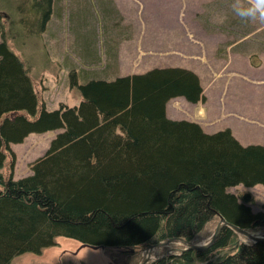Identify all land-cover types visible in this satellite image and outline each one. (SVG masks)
I'll use <instances>...</instances> for the list:
<instances>
[{"label": "trees", "instance_id": "obj_1", "mask_svg": "<svg viewBox=\"0 0 264 264\" xmlns=\"http://www.w3.org/2000/svg\"><path fill=\"white\" fill-rule=\"evenodd\" d=\"M29 2L42 24L51 18L54 0ZM23 21L35 30L34 20ZM0 38V264L38 255L60 236L123 249L190 240L218 215L242 229H264V211L252 209V195L229 191L264 187V145H244L229 128L210 133L198 122L167 116L175 97L206 98L194 71L154 68L85 84L72 73L82 100L50 111L5 41L1 20ZM56 129L62 132L31 174L4 176L12 143ZM153 264H264V242L243 243L224 227L212 248Z\"/></svg>", "mask_w": 264, "mask_h": 264}, {"label": "rangeland", "instance_id": "obj_2", "mask_svg": "<svg viewBox=\"0 0 264 264\" xmlns=\"http://www.w3.org/2000/svg\"><path fill=\"white\" fill-rule=\"evenodd\" d=\"M29 1L0 0V20L5 41L23 60L48 110L61 104L76 106L82 100L78 88L71 86L72 73L85 84L88 79L183 67L198 74L206 98L197 103L184 97L171 99L166 105L168 118L198 122L210 133L229 128L244 145H264V81H257L258 77L264 79V23L241 21L230 7L232 0H147L141 13L133 4V15L137 12L139 18L128 20L131 24L125 31L129 39L121 48L123 64L110 61L115 67H107L105 61L89 64L96 57L95 49L101 54L106 45L104 26L102 29V22L93 18L98 10L96 0H54L53 14L43 24ZM27 17L34 20L35 30L25 25ZM158 47L166 51L160 52ZM253 64L261 67L254 69ZM60 132L62 129L33 132L21 143H12L14 155L7 152L4 176L13 174L18 179L31 174L32 163L46 153ZM229 191L250 193L252 209L264 211L262 185H238ZM218 219L210 221L193 240L210 244ZM251 232L264 235V229ZM239 238L251 242L244 235ZM166 242L150 248H92L60 236L40 254L20 255L11 264H142L145 253L149 252L151 260L175 244ZM177 248L174 254H180L183 246Z\"/></svg>", "mask_w": 264, "mask_h": 264}, {"label": "crops", "instance_id": "obj_3", "mask_svg": "<svg viewBox=\"0 0 264 264\" xmlns=\"http://www.w3.org/2000/svg\"><path fill=\"white\" fill-rule=\"evenodd\" d=\"M80 1H87V0H80ZM96 1L98 2V10L96 12L97 15H95L93 18L94 19L97 18L102 22V29L104 26L105 32L103 33L106 36V45L102 46L104 47V51L103 52L101 51V54L100 53L97 54L98 51H96L95 49L96 57L92 59L93 61L90 62L89 64L93 66L97 62L105 61L106 63L105 65H107V67L108 66L115 67V65L121 66L123 64V59H124L121 53V48H122V45L125 43V41L127 42V39H129L125 31V28L130 26L131 24V22H128V20L139 18L138 13L136 12L133 15L132 11L135 9H138V11H140L141 13L145 9V4L147 0H96ZM133 4L137 5L135 6V9H133ZM80 9H81V19L85 22L86 18L82 11V6L80 7ZM126 10L129 12V14L126 13ZM102 47L100 49H102ZM119 49H120V52H119ZM157 49L160 52L166 51L162 47H158ZM110 61H113L115 65L114 64L111 65ZM255 66H258V67H255ZM252 67L256 69L261 66L253 64ZM96 76L99 77L98 75ZM115 77H117V75ZM115 77H112V78L100 77L99 79L111 80ZM216 77H219V76H216ZM259 80L261 82L264 81V79L258 77L257 81ZM241 114L243 116L245 115L243 112ZM241 119H244V118H241Z\"/></svg>", "mask_w": 264, "mask_h": 264}, {"label": "water", "instance_id": "obj_4", "mask_svg": "<svg viewBox=\"0 0 264 264\" xmlns=\"http://www.w3.org/2000/svg\"><path fill=\"white\" fill-rule=\"evenodd\" d=\"M218 218L219 219H218V222L216 224V229H215V232H214V236H213V239H212L210 244L202 245L201 243L196 242L193 239L189 240V239H184V238H170V239L166 240L167 241L166 243H170V242L174 241L175 244L173 246H171V248L169 250H167L165 253H163L161 256H159L157 258H153L151 260L144 261L142 264H153V263H155V262H157V261H159L161 259H164V258H166V257H168L170 255H173L174 252H176V250L178 249L177 246H179V247L183 246V248H181L179 250L180 253L184 252L186 250H191V249L208 250L209 248H212L216 244V242H217V240L219 238V235H220V233H221V231H222V229L224 227H229V228L233 229L237 234L244 235L252 243L264 242V235L263 236H258V235L253 234L249 230L242 229V228H240L238 226H235L234 224H231V223L227 222L226 219L223 216H221V215H219ZM163 242L159 243L158 245L150 246V247L159 246ZM243 243H246V242H243ZM91 247L92 248H98L97 246H91Z\"/></svg>", "mask_w": 264, "mask_h": 264}, {"label": "clouds", "instance_id": "obj_5", "mask_svg": "<svg viewBox=\"0 0 264 264\" xmlns=\"http://www.w3.org/2000/svg\"><path fill=\"white\" fill-rule=\"evenodd\" d=\"M230 7L241 21L264 23V0H232Z\"/></svg>", "mask_w": 264, "mask_h": 264}, {"label": "bare ground", "instance_id": "obj_6", "mask_svg": "<svg viewBox=\"0 0 264 264\" xmlns=\"http://www.w3.org/2000/svg\"><path fill=\"white\" fill-rule=\"evenodd\" d=\"M149 253V252H148ZM148 253H145V255H144V258H145V261L146 260H148V259H150V257H149V254Z\"/></svg>", "mask_w": 264, "mask_h": 264}, {"label": "flooded vegetation", "instance_id": "obj_7", "mask_svg": "<svg viewBox=\"0 0 264 264\" xmlns=\"http://www.w3.org/2000/svg\"><path fill=\"white\" fill-rule=\"evenodd\" d=\"M174 255V254H173Z\"/></svg>", "mask_w": 264, "mask_h": 264}]
</instances>
